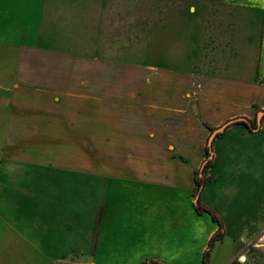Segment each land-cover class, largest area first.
<instances>
[{
  "label": "crops",
  "instance_id": "crops-1",
  "mask_svg": "<svg viewBox=\"0 0 264 264\" xmlns=\"http://www.w3.org/2000/svg\"><path fill=\"white\" fill-rule=\"evenodd\" d=\"M2 1L0 20L7 16L6 11L11 20L20 18L24 5L7 8ZM236 1L237 5H231L232 19L225 33L209 29L201 19H193L194 14L182 16L180 43L189 48L192 70L180 74L152 64L139 65L156 68L171 79L156 85V97L142 93L129 99L118 95L95 101L99 106L125 107L123 121L136 123L126 127L127 137L146 143L147 138L154 139L149 130L157 132L162 146L156 145L157 152L172 154L159 168L157 178L145 171L134 176H109L99 209L76 213L73 208L79 205L71 203L68 186H85L84 179L54 178L46 172L25 178L19 166L34 164H11L12 173L0 184V264H70V254L56 251L72 249L81 251L79 255L92 251L94 263L90 264H96L100 250L116 243L195 250L191 255L202 259L217 226L205 214L198 215L190 201L193 174L202 166L209 136L207 127L219 128L239 118L251 121L257 111L264 110V4L261 0ZM198 62L202 69L195 65ZM147 87L143 88L149 92ZM121 115L109 111L111 131ZM117 126L116 130H123L122 124L118 126L121 129ZM208 175L210 182L200 201L221 219L225 238L233 245L234 252L225 264H238L241 257L245 259L242 255L264 246V120L257 132L241 125L226 128L212 143ZM71 223L85 228L71 235ZM224 241L216 245L222 247Z\"/></svg>",
  "mask_w": 264,
  "mask_h": 264
},
{
  "label": "rangeland",
  "instance_id": "rangeland-1",
  "mask_svg": "<svg viewBox=\"0 0 264 264\" xmlns=\"http://www.w3.org/2000/svg\"><path fill=\"white\" fill-rule=\"evenodd\" d=\"M2 5L24 7L15 21L7 11L0 20V99L7 100L0 104V184L12 173L9 167L15 162L34 164L19 166L25 178L42 172L60 179L79 176L85 186L68 187L71 203L79 205L73 210L81 213L92 212L93 207L99 209L109 176H134L145 171L157 178L163 162L172 156L165 150L157 152V132L152 128L149 134L154 133V139L147 138L148 144L139 142L140 138L127 137L126 127L136 123L123 121L125 107L95 105L96 99L118 95L129 99L142 93L156 97V85L171 79L156 68L139 65L152 64L180 74L192 70L189 48L180 43L182 16L194 14L193 19H201L209 29L225 33L232 19L231 5H237V1L4 0ZM195 65L202 69L201 63ZM110 110L123 115L117 124L113 123L112 131ZM101 117L107 120L101 122ZM121 124L123 130H116ZM99 133L101 137L95 138L94 134ZM143 149L147 151L141 152ZM203 216L211 221L208 215ZM73 224L71 235L85 228L83 224ZM224 240V246L212 249L209 264H225L232 256L233 245L229 239ZM36 241L39 242L38 235ZM57 252L70 254V264L94 263L92 251L83 255L73 249ZM195 252L116 243L100 250L95 262L202 264L201 258L191 255ZM242 256L245 259L241 257L238 264H264V246Z\"/></svg>",
  "mask_w": 264,
  "mask_h": 264
},
{
  "label": "trees",
  "instance_id": "trees-1",
  "mask_svg": "<svg viewBox=\"0 0 264 264\" xmlns=\"http://www.w3.org/2000/svg\"><path fill=\"white\" fill-rule=\"evenodd\" d=\"M263 120H264V117L262 118V121ZM230 121H232V120H230ZM230 121H227L224 125H226ZM230 125H241V126L245 127L249 132H257L259 129V127H257V125H256L255 118L250 121V125H248L244 122H241V121H235L233 123L228 124L226 126V128H228ZM255 128H257V131H253V129H255ZM207 129L209 131V136H210L211 133L217 128L207 127ZM223 135H224V132L216 134L214 140L217 138H220ZM209 136H208V138H209ZM208 138H207V141H208ZM211 167H212V151L208 147L207 142H206L205 151H204V160L202 162V166L198 170V172L197 171L194 172V175H193L194 187H193L192 197H193V199H195V197H198L197 201L194 202V204H193V208L198 215H203V214L208 215L210 217L211 221L217 226V230L209 239L207 246H206V249L204 250V252L202 254V261H201L202 264H209L210 263V254H211L212 249L214 248V246L217 243L222 242L225 238V230H224V226H223L221 219L217 216V214L212 209L203 205L200 201L201 193L203 192L204 188L210 182V178H209L208 173H209V170ZM200 171L202 172V175H200ZM151 264H158V263L153 262Z\"/></svg>",
  "mask_w": 264,
  "mask_h": 264
},
{
  "label": "water",
  "instance_id": "water-1",
  "mask_svg": "<svg viewBox=\"0 0 264 264\" xmlns=\"http://www.w3.org/2000/svg\"><path fill=\"white\" fill-rule=\"evenodd\" d=\"M5 103H6V99H4V98L3 99H0V104H5ZM263 117H264V110H260L259 112H257V114L255 116V122H256L257 127H259L261 125V122H262V118ZM235 121H241V122H244V123L250 125V121L248 119L239 118V119L232 120L229 123H227L226 125H223V126L217 128V129H215L211 133V135L209 136L208 141H207V145L211 149V151H212V143L214 141V138H215L216 134L221 133V132H224L226 126L228 124H230V123L235 122ZM253 131H257V128L253 129ZM200 175H202V172L201 171H200ZM197 199H198V197H195L194 202H196Z\"/></svg>",
  "mask_w": 264,
  "mask_h": 264
},
{
  "label": "snow or ice",
  "instance_id": "snow-or-ice-1",
  "mask_svg": "<svg viewBox=\"0 0 264 264\" xmlns=\"http://www.w3.org/2000/svg\"><path fill=\"white\" fill-rule=\"evenodd\" d=\"M261 3L264 4V0H261Z\"/></svg>",
  "mask_w": 264,
  "mask_h": 264
}]
</instances>
